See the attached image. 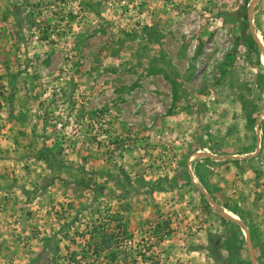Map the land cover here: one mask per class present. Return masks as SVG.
<instances>
[{
	"label": "rangeland",
	"instance_id": "rangeland-1",
	"mask_svg": "<svg viewBox=\"0 0 264 264\" xmlns=\"http://www.w3.org/2000/svg\"><path fill=\"white\" fill-rule=\"evenodd\" d=\"M0 106V264H264V0H0Z\"/></svg>",
	"mask_w": 264,
	"mask_h": 264
},
{
	"label": "trees",
	"instance_id": "trees-1",
	"mask_svg": "<svg viewBox=\"0 0 264 264\" xmlns=\"http://www.w3.org/2000/svg\"><path fill=\"white\" fill-rule=\"evenodd\" d=\"M242 20L244 21V23H245V26L243 27L242 26V28L244 29V28H247V24H246V19H245V16H244V13L242 14ZM244 23H242V24H244ZM248 40H249V43H248V45H247V49L248 50H251V51H253V52H255L256 54L259 52V50L257 49V48H255V46H254V44L252 43V41H251V39L248 37L247 38ZM248 40H246V41H248ZM260 77H261V75H260ZM200 187H202V184H199V182L197 183ZM150 186H152V184L150 183ZM153 186H154V184H153ZM114 220H115V217H114ZM165 227H166V225H165ZM123 228H124V226L122 225V227H121V229L123 230ZM91 238H93V236L91 235L90 236ZM100 237V239H98L97 241H98V244L96 243V245H95V248H92V251L94 252V253H97L98 252V250L100 249V248H98L99 246L98 245H104V246H106L107 245V241L111 238V236H104V235H100L99 236ZM94 249V250H93ZM111 256V258H113L112 259V261H115L116 260V256H117V254H115V253H113V254H110ZM114 258H115V260H114ZM122 261H123V264H128V262H127V260H125L124 258H122ZM129 264H134V259L132 260V261H129ZM248 264H250L249 262H248Z\"/></svg>",
	"mask_w": 264,
	"mask_h": 264
},
{
	"label": "built area",
	"instance_id": "built-area-1",
	"mask_svg": "<svg viewBox=\"0 0 264 264\" xmlns=\"http://www.w3.org/2000/svg\"><path fill=\"white\" fill-rule=\"evenodd\" d=\"M3 108L0 106V111L2 110ZM0 116H1V113H0ZM4 117H5V115H4Z\"/></svg>",
	"mask_w": 264,
	"mask_h": 264
},
{
	"label": "water",
	"instance_id": "water-1",
	"mask_svg": "<svg viewBox=\"0 0 264 264\" xmlns=\"http://www.w3.org/2000/svg\"><path fill=\"white\" fill-rule=\"evenodd\" d=\"M226 216V215H225Z\"/></svg>",
	"mask_w": 264,
	"mask_h": 264
}]
</instances>
